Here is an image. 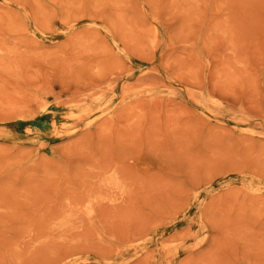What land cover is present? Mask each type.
Segmentation results:
<instances>
[{"label":"rangeland","instance_id":"1","mask_svg":"<svg viewBox=\"0 0 264 264\" xmlns=\"http://www.w3.org/2000/svg\"><path fill=\"white\" fill-rule=\"evenodd\" d=\"M0 264H264V0H0Z\"/></svg>","mask_w":264,"mask_h":264}]
</instances>
